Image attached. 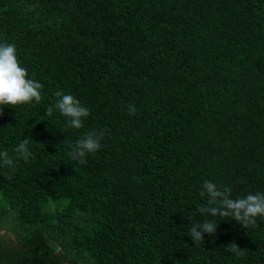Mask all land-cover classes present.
Listing matches in <instances>:
<instances>
[{
    "label": "trees",
    "instance_id": "trees-1",
    "mask_svg": "<svg viewBox=\"0 0 264 264\" xmlns=\"http://www.w3.org/2000/svg\"><path fill=\"white\" fill-rule=\"evenodd\" d=\"M4 43L43 88L0 116V231L18 244L0 237V264H264V218L198 210L205 181L264 193V0H0ZM57 91L83 128L46 114ZM103 129L86 163L68 155ZM190 220L215 236L195 245Z\"/></svg>",
    "mask_w": 264,
    "mask_h": 264
},
{
    "label": "clouds",
    "instance_id": "clouds-1",
    "mask_svg": "<svg viewBox=\"0 0 264 264\" xmlns=\"http://www.w3.org/2000/svg\"><path fill=\"white\" fill-rule=\"evenodd\" d=\"M42 88L43 85L40 82L29 78L27 69L18 59L16 46L9 43L0 44V116L4 115V108L15 109L33 102L40 103ZM55 96L58 99L55 104L47 107L46 114L52 116L53 112L58 110L60 115L67 119L69 127L77 130L83 128L84 119L90 115L89 109L82 106L72 94L57 91ZM135 111V107L129 105V115H135ZM106 133L110 134V130H89L75 141L68 155L80 164L86 163L89 155H95L101 149V141ZM14 151L25 162L32 156L27 139L20 142ZM0 161L9 167L14 163L7 150L0 152ZM202 188L200 195L202 197L207 195L208 199L206 204L198 209L201 214H209L212 217H231L242 228L255 226L258 217L264 218V193H249L246 196L232 198L231 188L224 187L221 190L210 181H205ZM217 228L215 221H191L187 228V235L195 245H198L204 243L205 234L215 236ZM226 249L237 256H243L245 252L235 242L230 243Z\"/></svg>",
    "mask_w": 264,
    "mask_h": 264
},
{
    "label": "rangeland",
    "instance_id": "rangeland-1",
    "mask_svg": "<svg viewBox=\"0 0 264 264\" xmlns=\"http://www.w3.org/2000/svg\"><path fill=\"white\" fill-rule=\"evenodd\" d=\"M0 237L7 240L11 244L18 245L13 235L6 233L4 231H0Z\"/></svg>",
    "mask_w": 264,
    "mask_h": 264
}]
</instances>
